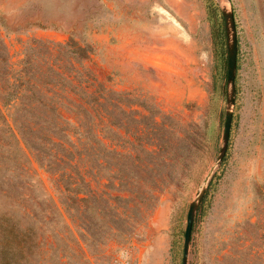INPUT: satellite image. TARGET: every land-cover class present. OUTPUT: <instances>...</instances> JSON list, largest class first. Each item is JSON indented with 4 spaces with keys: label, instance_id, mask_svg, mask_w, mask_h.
I'll return each instance as SVG.
<instances>
[{
    "label": "rangeland",
    "instance_id": "1",
    "mask_svg": "<svg viewBox=\"0 0 264 264\" xmlns=\"http://www.w3.org/2000/svg\"><path fill=\"white\" fill-rule=\"evenodd\" d=\"M212 1L233 11L237 92L225 155L194 216L187 264H264V0ZM204 3L0 0V62L17 67L26 59L50 78L51 64L67 71L55 45L71 38L91 46L84 64L112 91L107 123L101 105L95 113L111 182L98 165L92 186L123 197L100 202L103 218L89 220L65 210L53 178L19 155L13 190L0 191V224L13 231L1 239L0 225L9 264H180L185 211L213 166L224 116ZM51 77L55 84L43 88L64 105L68 88ZM96 155L101 163L99 145Z\"/></svg>",
    "mask_w": 264,
    "mask_h": 264
},
{
    "label": "trees",
    "instance_id": "2",
    "mask_svg": "<svg viewBox=\"0 0 264 264\" xmlns=\"http://www.w3.org/2000/svg\"><path fill=\"white\" fill-rule=\"evenodd\" d=\"M205 18L209 24L210 36L214 55L215 82L224 81L226 70V50L222 25V18L216 4L212 0H204ZM58 52L66 55L67 71L58 73L53 65H49V77L41 74L29 60H22L18 66L0 62V191L13 190L15 177L19 167L18 157L28 158V163L36 167L50 178H53L58 189L59 202L68 210V207L79 211L89 220L103 218L100 202L117 201L123 198L118 195L97 192L92 186L95 182L96 166H102L105 179L108 176L109 146L97 139L95 132L96 107L102 106L105 112V123L108 119L111 101L110 89H103L100 83L95 82L93 75L84 62L92 53V48L87 43H78L69 38L65 43L55 45ZM239 68L238 43L235 66V92L236 76ZM39 71L38 73H36ZM53 74L60 76L68 88L66 103L57 101L53 93L46 88L57 81ZM220 82L218 91L220 92ZM98 86L103 92L98 90ZM105 90V91H104ZM67 110L70 117L63 115L60 105ZM102 154L101 163L97 162V146ZM121 159L126 155L119 153ZM125 162V161H124ZM122 162V164L124 163ZM10 177L9 181L1 178L3 175ZM215 177V176H214ZM126 179V177H124ZM130 182L137 181L132 177ZM107 182H111L107 179ZM213 181L204 193L210 191ZM1 225V224H0ZM193 226V224H192ZM6 234H13L10 228L1 225L2 238ZM10 244L0 245V264L10 263Z\"/></svg>",
    "mask_w": 264,
    "mask_h": 264
},
{
    "label": "water",
    "instance_id": "3",
    "mask_svg": "<svg viewBox=\"0 0 264 264\" xmlns=\"http://www.w3.org/2000/svg\"><path fill=\"white\" fill-rule=\"evenodd\" d=\"M218 7L222 18L226 50V70L223 85L225 94L223 111L224 116L221 131V142L216 157L214 159L213 166L207 172L199 188L196 190L193 199L187 205L185 211V223L182 231L180 264H187L191 229L196 210L198 209L203 199L204 193L212 177L214 169L221 163L225 155L229 139L230 122L235 98V66L237 53V37L232 8L228 4L222 2L218 3Z\"/></svg>",
    "mask_w": 264,
    "mask_h": 264
},
{
    "label": "built area",
    "instance_id": "4",
    "mask_svg": "<svg viewBox=\"0 0 264 264\" xmlns=\"http://www.w3.org/2000/svg\"><path fill=\"white\" fill-rule=\"evenodd\" d=\"M115 261H117V260L115 259Z\"/></svg>",
    "mask_w": 264,
    "mask_h": 264
}]
</instances>
